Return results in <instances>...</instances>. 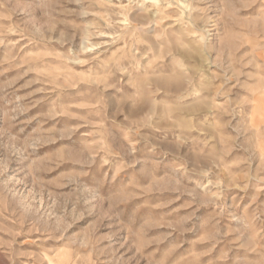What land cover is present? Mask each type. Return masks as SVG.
Masks as SVG:
<instances>
[{
  "label": "rangeland",
  "instance_id": "374dc122",
  "mask_svg": "<svg viewBox=\"0 0 264 264\" xmlns=\"http://www.w3.org/2000/svg\"><path fill=\"white\" fill-rule=\"evenodd\" d=\"M0 264H264V0H0Z\"/></svg>",
  "mask_w": 264,
  "mask_h": 264
}]
</instances>
